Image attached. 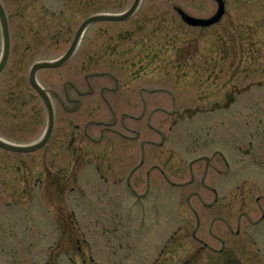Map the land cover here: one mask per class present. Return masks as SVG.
<instances>
[{
  "label": "rangeland",
  "instance_id": "374dc122",
  "mask_svg": "<svg viewBox=\"0 0 264 264\" xmlns=\"http://www.w3.org/2000/svg\"><path fill=\"white\" fill-rule=\"evenodd\" d=\"M134 1L0 0L11 42L0 76L1 138L34 142L48 122L46 108L28 82L31 67L61 58L89 18L122 15ZM225 2L227 16L221 23L195 29L174 8L205 19L216 11L211 1L142 0L131 23L102 21L88 28L80 50L66 65L56 72H38L43 87L61 98L66 91L74 97V87L86 90L87 71L120 69L111 61L121 48L126 50L120 42L129 41L135 46L136 59L129 58L133 69L153 77L152 82L135 83L132 106L119 97L110 110L101 103L92 109L55 107L57 141L75 136L80 142L74 146L89 147L84 135L95 138L117 130L132 140L134 168L145 163L116 184L120 194L129 190L128 180L132 191L119 195L118 210L109 208L112 215L99 206L94 211L92 200L86 208L73 207L83 210L78 229L85 234L72 240L73 261H81L76 254L80 245L88 264H164L172 256L160 257L166 247L198 252L184 264L227 258L226 264H264V0ZM93 40L104 47L97 68L90 66L88 56ZM1 50L0 27V56ZM111 74L124 83L120 73ZM140 88L158 92L138 95ZM135 159L121 158L126 163ZM54 161L55 167L67 168L70 157ZM82 165L76 172L90 194L98 181L91 179L93 164ZM108 178L103 188L112 184L113 177ZM116 247L135 252L124 259L110 253ZM183 256L186 261L190 254ZM56 264H65L61 254Z\"/></svg>",
  "mask_w": 264,
  "mask_h": 264
},
{
  "label": "flooded vegetation",
  "instance_id": "af4514ba",
  "mask_svg": "<svg viewBox=\"0 0 264 264\" xmlns=\"http://www.w3.org/2000/svg\"><path fill=\"white\" fill-rule=\"evenodd\" d=\"M209 1L216 6V11L212 16L205 19L190 17L201 21H207L213 18L218 12V3L215 0ZM222 2L223 15L220 20L211 26H197L195 29H207L221 23L222 19L227 16L226 2L225 0H222ZM131 7L120 14L128 12ZM174 9L183 22L182 13L186 16L187 14L178 7ZM101 14L103 13H99V15ZM133 18L134 16L130 17L127 21L113 24H129ZM103 23L105 22L93 23L88 28ZM183 23L189 26L185 21ZM88 28L84 31L83 35H85ZM125 32L131 34L130 31ZM73 42L74 39L71 41L70 47ZM128 42L121 41L120 44L118 42L120 46L124 44L126 50L121 48V52L116 55V59L111 61V63H114L112 65L113 67H120V69L87 71V74L84 76L86 90L81 91L79 88L74 87V97H71L66 91L64 94L65 98H61L55 91L43 87L38 82L37 74L39 71L56 72L59 68L39 70L36 73V81L48 96L54 112L55 107L64 110L92 109L97 108L100 103L104 104L110 110L113 109L112 100L118 99L119 97L124 100L126 106L130 103L131 106L133 104L135 105L134 101L136 102L137 100L135 83L138 80L149 82V79L152 82L151 79L153 77L147 74V70L133 69L135 64H131L129 58L136 59V55L133 53L135 46H130ZM81 45L82 41L79 42L73 57L77 55ZM91 46H93V49H90L88 54L89 61H92L90 66L95 68L100 67L102 53L104 51L103 43L102 41L93 40L91 41ZM114 71L117 74L120 73L124 80V83H121L122 85H120L119 76L111 74ZM163 71L161 70L160 73H163ZM165 73L166 75H170L166 71ZM159 78H164V76L159 75ZM92 79L98 82L94 84L91 81ZM30 87L33 89L37 101L47 111V107L40 93L31 85ZM145 90L150 95L158 92L157 89L147 90L146 88H140L138 95H143L145 93L143 91ZM141 103L147 104V101L143 100ZM40 124L38 121L37 126H40ZM47 124L48 122L43 127L40 137L31 143H12L0 137L2 142L15 147L27 148L34 144L41 145L40 148L31 151H13L0 147V264H56L57 254L63 256L65 264H88L84 256L86 251L80 245L76 247V254L80 255L81 261H73L71 256L73 238L85 236L84 231L78 229V214H82L83 210L76 211L77 209L73 207L86 208L89 204L88 200H92L95 206H91L90 208L98 211L95 208L99 206L106 212L109 211L110 215H112V211L109 208L115 207L113 209L117 208L118 210V206L120 205L119 195L125 196V191L128 193L132 191L128 180L129 190L124 188L120 194L116 184L124 180V174L126 172L133 175L135 170L143 167L145 164L142 162L134 168L135 158L137 157L133 154L135 150L132 146V140L130 136L121 135L117 130H108L111 134L106 136L105 133H102L101 136L100 134L97 136L98 138H93L88 134L84 135L90 142L88 143L89 147H85L82 143L79 146L73 145L75 142H80L75 139V136L68 137L66 135V139L57 141L55 124L51 132L46 134ZM40 140L42 141L40 142ZM56 157H70V161L68 162L69 167H55L54 160ZM122 157H129L135 160L126 163L121 160ZM115 160L117 167H114ZM101 162L107 163L104 164ZM82 164H86L87 166L93 164L91 179L98 181L93 189L94 191L90 194L84 192L87 182H81L79 175H77V169L82 167ZM107 171L109 172L107 173ZM110 175L113 177L112 186L103 188V185H109L108 176ZM83 183L85 185H81ZM109 193L111 195L110 197L108 196ZM81 219L80 217L79 220ZM104 233H106V230H103ZM56 239H59L58 242ZM116 248H113L114 250L110 253L113 256L119 254L122 258L128 260L135 252L133 250L131 251L130 248L123 251H121L125 249L123 247ZM39 252H43L44 255ZM160 253V257L165 253L166 255L169 253L172 254V256L169 255L170 258L166 257L167 259H165L164 264H184L188 260L196 259L195 255L198 252H185L182 247H166ZM185 254H190V256H187L188 258L186 257V261L183 256ZM226 261L228 263L229 259L218 261L209 259L205 260L203 264H226Z\"/></svg>",
  "mask_w": 264,
  "mask_h": 264
},
{
  "label": "water",
  "instance_id": "95a60500",
  "mask_svg": "<svg viewBox=\"0 0 264 264\" xmlns=\"http://www.w3.org/2000/svg\"><path fill=\"white\" fill-rule=\"evenodd\" d=\"M218 3V12L217 15L207 21H201L197 19L190 18L186 16L185 14L182 13V17L184 21L191 26H201V27H207L210 26L220 20V18L223 15V2L222 0H215ZM141 0H136L134 5L131 7V9L122 15L119 16H110V15H97L94 17L89 18L84 24L78 29L74 42L71 46V48L66 52L64 56L61 58L55 60V61H50V62H40V63H35L29 73V82L30 85L40 93L42 99L45 102V105L47 107V117H48V124H47V129H46V134L50 133L51 130L53 129L54 123H55V115H54V110L52 105L50 104V101L48 99V96L46 95L45 91L42 90V88L38 85L36 81V73L41 70V69H57L60 67H63L66 65L71 58L73 57V54L75 53L77 46L80 42V39L82 38V35L84 31L88 28L89 25L97 22H102V21H113V22H119V21H124L128 18H130L138 9V6L140 4ZM0 27H1V34H2V51H1V56H0V76L3 74L5 71L8 61H9V55H10V34H9V24L7 20L6 13L0 3ZM0 147L5 148L8 150H13V151H31V150H36L41 147V145L34 144L31 147L27 148H22V147H15L11 145H7L4 142L0 140Z\"/></svg>",
  "mask_w": 264,
  "mask_h": 264
}]
</instances>
